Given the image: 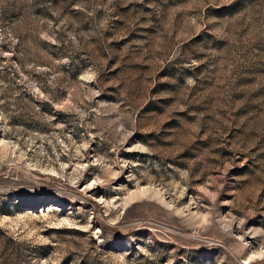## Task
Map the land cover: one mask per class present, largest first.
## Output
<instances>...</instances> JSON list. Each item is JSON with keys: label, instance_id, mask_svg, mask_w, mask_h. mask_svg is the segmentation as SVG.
I'll use <instances>...</instances> for the list:
<instances>
[{"label": "rangeland", "instance_id": "374dc122", "mask_svg": "<svg viewBox=\"0 0 264 264\" xmlns=\"http://www.w3.org/2000/svg\"><path fill=\"white\" fill-rule=\"evenodd\" d=\"M0 264H264V0H0Z\"/></svg>", "mask_w": 264, "mask_h": 264}]
</instances>
